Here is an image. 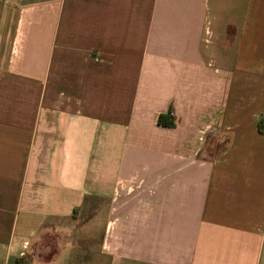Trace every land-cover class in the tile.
Wrapping results in <instances>:
<instances>
[{"label":"crops","instance_id":"1","mask_svg":"<svg viewBox=\"0 0 264 264\" xmlns=\"http://www.w3.org/2000/svg\"><path fill=\"white\" fill-rule=\"evenodd\" d=\"M82 212L61 264H264V0H0V264Z\"/></svg>","mask_w":264,"mask_h":264},{"label":"rangeland","instance_id":"2","mask_svg":"<svg viewBox=\"0 0 264 264\" xmlns=\"http://www.w3.org/2000/svg\"><path fill=\"white\" fill-rule=\"evenodd\" d=\"M96 213L82 212L66 219H53L45 224L32 247V257L39 262H48L57 257L61 264L69 257H80L96 248Z\"/></svg>","mask_w":264,"mask_h":264},{"label":"trees","instance_id":"3","mask_svg":"<svg viewBox=\"0 0 264 264\" xmlns=\"http://www.w3.org/2000/svg\"><path fill=\"white\" fill-rule=\"evenodd\" d=\"M162 123V117H159V124Z\"/></svg>","mask_w":264,"mask_h":264}]
</instances>
